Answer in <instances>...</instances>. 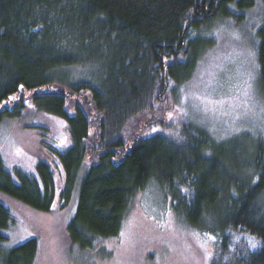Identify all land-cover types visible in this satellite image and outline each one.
<instances>
[{"label": "trees", "instance_id": "16d2710c", "mask_svg": "<svg viewBox=\"0 0 264 264\" xmlns=\"http://www.w3.org/2000/svg\"><path fill=\"white\" fill-rule=\"evenodd\" d=\"M257 1L264 3L0 0V124L54 118L68 137L67 146L40 142L54 161L37 157L36 177L14 170L15 179L0 156V193L44 214L74 203L66 232L84 252L120 234L132 202L155 179L175 214L215 238L213 264H264V141L246 134L215 142L189 124L179 140L144 134L213 45L192 31L229 17L231 5L246 10ZM260 24L255 57L264 94V16ZM10 221L0 205V264H35V239L4 247ZM234 234L261 247L235 252Z\"/></svg>", "mask_w": 264, "mask_h": 264}, {"label": "rangeland", "instance_id": "374dc122", "mask_svg": "<svg viewBox=\"0 0 264 264\" xmlns=\"http://www.w3.org/2000/svg\"><path fill=\"white\" fill-rule=\"evenodd\" d=\"M229 10V17L192 31L193 37L211 40L213 45L199 60L191 79L181 87L185 91L180 89L171 110L157 116L145 130L146 136L160 134L179 140L183 127L189 124L205 131L215 142L231 141L246 134L264 141V94L258 85L255 57L256 32L262 24L264 3L257 1V5L246 10H237L231 5ZM250 77L253 91L247 109L243 105L235 109L225 105L204 112L203 106L194 107L199 104L195 99L182 103L186 93L214 100L236 96L235 86H243ZM33 123L47 128L48 133L43 137L44 132L23 127ZM42 140L54 147L67 146L63 122L54 118L35 121L24 117L0 124V156L14 178V170L36 177L37 157H46L40 148ZM56 181L59 189L62 175L58 169ZM0 205L8 209L11 217L8 229L3 231L7 238L4 247L14 248L35 239L38 245L35 264H213L219 260L215 238L192 229L175 214L169 197L155 179L149 180L145 190L132 202L120 234L84 252L70 243L66 232L75 211L74 203L65 208L55 203L52 212L44 214L0 193ZM248 238L254 237L232 236L235 252L255 251L261 247L260 241L254 238L257 247L250 248Z\"/></svg>", "mask_w": 264, "mask_h": 264}, {"label": "snow or ice", "instance_id": "6c2138e0", "mask_svg": "<svg viewBox=\"0 0 264 264\" xmlns=\"http://www.w3.org/2000/svg\"><path fill=\"white\" fill-rule=\"evenodd\" d=\"M235 87L238 92V95L236 96H231L226 99L222 98L219 100H214L207 96H198V95H195V93H186L182 100V103H185L190 99H195L199 101V104L194 105V107L199 109L200 106H203L202 110L204 112L215 111L217 107H224L225 105H227L229 108H232V109L238 108L241 105H243V107L247 109L249 107L248 102L250 99H252L253 86L251 83V77L249 78V80L243 82V86L238 84ZM181 91L183 92L185 90L181 89ZM241 97H243V100L240 99ZM184 114L187 115L186 112ZM246 114L247 113L245 112V115ZM169 118H171V116ZM236 119H239V115L236 117ZM235 130L239 131V129H235ZM257 243L258 242L255 241L254 238H248V246L250 248L255 249L257 247Z\"/></svg>", "mask_w": 264, "mask_h": 264}]
</instances>
